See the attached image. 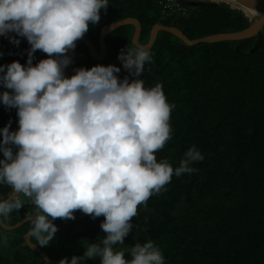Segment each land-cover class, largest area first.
Returning <instances> with one entry per match:
<instances>
[{"label": "trees", "instance_id": "obj_1", "mask_svg": "<svg viewBox=\"0 0 264 264\" xmlns=\"http://www.w3.org/2000/svg\"><path fill=\"white\" fill-rule=\"evenodd\" d=\"M161 1L108 0L99 23L90 24L84 35L99 49L102 29L127 18L141 23L143 45L156 24L178 28L190 40L243 31L251 24L244 12L226 3L199 1L192 6L189 0H177L187 9L182 14L166 12ZM133 34L134 27L126 26L106 37L109 61L102 65L120 67V79L133 78L117 58L119 45L133 47ZM9 37L20 43H12ZM257 39L260 47L252 53ZM180 45V39L161 31L150 49L152 61L140 77L145 87L161 84L167 102L174 105L172 138L155 155L175 168L194 145L203 160L191 165L196 171L173 175L159 194L138 206L132 231L114 248L130 259L133 245L151 240L161 249L165 264H264V34L240 42L186 49ZM30 48L27 39L16 33L0 36V65L17 61L26 66ZM41 52L33 53V65ZM71 53L88 51L77 40ZM4 91L12 90L0 84V93ZM9 122L10 131L18 130L17 109L0 103V129ZM32 211L23 206L7 222L3 220L15 225ZM74 216L56 218L55 235L82 251L100 243L106 235L100 227L104 216L93 219L80 210ZM29 223L14 231L0 226V264H48L26 244ZM32 240L39 246L35 237Z\"/></svg>", "mask_w": 264, "mask_h": 264}, {"label": "clouds", "instance_id": "obj_2", "mask_svg": "<svg viewBox=\"0 0 264 264\" xmlns=\"http://www.w3.org/2000/svg\"><path fill=\"white\" fill-rule=\"evenodd\" d=\"M108 0H0V36L16 33L31 45L26 66L14 61L0 65V103L17 109L18 130L10 123L0 129V219L33 205L27 216L29 234L48 246L58 227L56 218L75 219L80 210L93 219L104 216L105 236L91 243L83 256L64 257L58 264H165L161 249L148 240L130 249V259L114 246L132 231L138 206L159 194L173 175L196 171L203 160L193 145L179 166L155 153L172 138L170 113L163 86L145 87L140 79L151 51L133 46L118 55L133 77H118L116 65L76 68L70 77L66 54L98 24ZM12 43L20 41L9 37ZM36 50L48 58L33 65ZM13 147L16 149L13 151Z\"/></svg>", "mask_w": 264, "mask_h": 264}, {"label": "water", "instance_id": "obj_3", "mask_svg": "<svg viewBox=\"0 0 264 264\" xmlns=\"http://www.w3.org/2000/svg\"><path fill=\"white\" fill-rule=\"evenodd\" d=\"M226 1H229V0H226ZM234 1L238 2L239 4L238 3H236V4L242 6L243 8L245 6V7L255 9L258 12H260V15L255 16V20L253 22H251L249 27L243 31L233 32V33L216 34V35L208 36V37L198 39V40H190L178 28L167 27V26H163L161 24H156L150 32V37H149L148 43L143 45L140 43V37H141V33H142L141 23L137 19L127 18V19H123V20H120L118 22H114L112 24H109L102 29V31L100 33V40H99V45H100V51L99 52L97 51V49L95 48V46L93 45L91 40L86 35H83V37L80 38L78 41H80L81 43H83L86 46L88 53L90 55V58L92 60L97 61V62H102L105 60V58L107 56V50H108L107 44H106V37L110 33L114 32V31H116L122 27H126V26L134 27V34L132 37V45L133 46H143L149 50L155 44V42L158 38V35L161 31L168 32V33L174 35L175 37H177L178 39H180L181 40L180 46L183 49H186L188 47L195 46L198 44H214V43H219V42H224V41H230V42L247 41L250 39L258 38L261 34H264V0H234ZM197 4L198 3H193V5H197ZM259 47H260V40L257 39L253 49L251 50V52L255 53L256 51H258ZM118 49L120 51L126 50V46L125 45H119ZM237 50L240 51V46H237ZM75 69L76 68H70V69L66 70L65 75L68 77L73 75ZM15 150L16 149L13 147L14 152H15ZM29 222H30L29 218H26L23 221L18 222L15 225H8L4 222L3 219H0V226L4 230L14 231V230L21 228L22 226H24L25 224H27ZM24 239L26 241L27 246L31 250L36 252L38 255H40V257L43 258V260L46 261L48 264H58L59 261L51 258L47 252H45L41 247H39L38 245H36L33 242L32 236L29 234V232L24 236Z\"/></svg>", "mask_w": 264, "mask_h": 264}, {"label": "rangeland", "instance_id": "obj_4", "mask_svg": "<svg viewBox=\"0 0 264 264\" xmlns=\"http://www.w3.org/2000/svg\"><path fill=\"white\" fill-rule=\"evenodd\" d=\"M197 1H207V2H213V3H222V2L225 3V2H227L226 0H197ZM230 4L240 8L239 10H244V8H242V6H240V5L234 4L232 2ZM244 12H245V10H244ZM45 56H46V53L41 52L37 56L36 61L39 62L40 60L44 59ZM8 190L9 189H5V185H0V192L3 193L4 195L7 194L6 191H8ZM29 208H31V207H29ZM29 224H30V226H32L31 223H29ZM51 243L53 244L52 245L53 247L45 246L43 248H44L45 252H47L51 256V258H54V260H57V261H59L60 259H62L64 257H67L70 260L73 255L83 256V254L85 252V251H82L80 249V247H78L76 244L65 241L64 238L60 237V235L59 236L54 235ZM85 264H100V262L97 260V257H96L93 259L86 260Z\"/></svg>", "mask_w": 264, "mask_h": 264}, {"label": "flooded vegetation", "instance_id": "obj_5", "mask_svg": "<svg viewBox=\"0 0 264 264\" xmlns=\"http://www.w3.org/2000/svg\"><path fill=\"white\" fill-rule=\"evenodd\" d=\"M190 4L192 6H196V5H193V3H198L199 1L197 0H189ZM94 45V44H93ZM95 46V45H94ZM86 47V46H85ZM95 48L97 49V51L99 52L100 51V47L99 49L95 46ZM87 49V48H86ZM88 51V50H87ZM67 56H69L71 58V63L65 68V71L70 69V68H80V67H84V68H91L92 66H95V65H102L103 63H105L107 61V59H109V53H108V50H107V56L105 58L104 61L102 62H97V61H94L90 58V55L89 53L85 54V53H80V54H72L71 53V50H69ZM48 58V54H46L45 58L46 59ZM109 61V60H108ZM107 61V62H108ZM70 77V76H69ZM22 195V194H21ZM30 203H25L24 206H29ZM14 219V218H13ZM6 222H7V219H5ZM7 224V223H6ZM9 225H12V224H9ZM51 247V246H50ZM51 257V256H50ZM54 259V258H53Z\"/></svg>", "mask_w": 264, "mask_h": 264}, {"label": "built area", "instance_id": "obj_6", "mask_svg": "<svg viewBox=\"0 0 264 264\" xmlns=\"http://www.w3.org/2000/svg\"><path fill=\"white\" fill-rule=\"evenodd\" d=\"M227 2H225V3L228 4V5H230L233 9H236V10H239L240 9V8H238V7L233 6L232 4H230L231 1H227ZM234 4H236V3H234ZM161 5L163 6V8H164V10L166 12H176V13H182V14H186V12H187V9L182 4H180V2H178L177 0H163V1H161ZM244 10H245V8H244ZM244 10H241V11L244 12ZM245 12L244 13H245L246 17L249 18V20L251 22H253L255 20V16L251 15L249 12L247 13L246 10H245Z\"/></svg>", "mask_w": 264, "mask_h": 264}, {"label": "bare ground", "instance_id": "obj_7", "mask_svg": "<svg viewBox=\"0 0 264 264\" xmlns=\"http://www.w3.org/2000/svg\"><path fill=\"white\" fill-rule=\"evenodd\" d=\"M229 1H231V2H234V3H238V2H236V1H234V0H229ZM239 4V3H238ZM244 8H245V10L247 11V12H249L251 15H253V16H259L260 15V12H258L257 10H255V9H252V8H249V7H245L244 6Z\"/></svg>", "mask_w": 264, "mask_h": 264}, {"label": "crops", "instance_id": "obj_8", "mask_svg": "<svg viewBox=\"0 0 264 264\" xmlns=\"http://www.w3.org/2000/svg\"><path fill=\"white\" fill-rule=\"evenodd\" d=\"M5 189H9L8 191L10 192V190H11V187L10 186H8V185H5ZM8 191H6V193H8ZM21 199H23V200H25L26 201V203H30V202H27V198L26 197H24L23 196V194L21 195V197H20ZM31 204V203H30ZM29 204V207H31V209H33V205H30Z\"/></svg>", "mask_w": 264, "mask_h": 264}]
</instances>
